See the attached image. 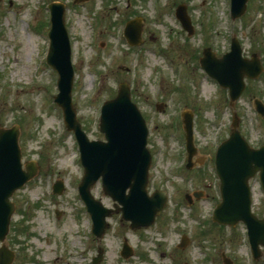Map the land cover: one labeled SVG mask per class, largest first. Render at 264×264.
<instances>
[{
  "label": "rangeland",
  "instance_id": "obj_1",
  "mask_svg": "<svg viewBox=\"0 0 264 264\" xmlns=\"http://www.w3.org/2000/svg\"><path fill=\"white\" fill-rule=\"evenodd\" d=\"M51 2L65 6V27L74 70L72 104L90 140H102L99 115L121 83L132 90V101L149 128L148 149L153 190H165L168 202L153 226L131 231L119 216L98 241L79 200L77 184L83 171L76 142L53 103L58 75L45 61ZM185 5L193 25L188 36L175 18ZM229 0H0V128L17 125L22 163L36 162L38 175L13 194L15 213L4 241L15 254L12 264H91L98 248L101 264H264L251 258L246 228H221L211 223L219 203L214 171L218 145L228 138L232 112L239 131L255 149L264 145V118L254 107L264 105V71L246 88L233 110L227 92L197 67L202 50L222 56L235 37L243 57H259L264 69V0H248L246 10L230 19ZM142 18L141 45H127L122 33L128 21ZM162 109L158 110L157 106ZM193 113L195 157L205 162L185 168L181 113ZM63 185L61 195L52 187ZM252 212L264 219V194L250 181ZM204 195L192 207L185 196ZM107 207L101 188L93 191ZM59 214V216L57 215ZM189 239L178 249L182 237ZM126 239L134 251L124 260L119 252ZM1 247V244H0Z\"/></svg>",
  "mask_w": 264,
  "mask_h": 264
},
{
  "label": "water",
  "instance_id": "obj_2",
  "mask_svg": "<svg viewBox=\"0 0 264 264\" xmlns=\"http://www.w3.org/2000/svg\"><path fill=\"white\" fill-rule=\"evenodd\" d=\"M247 1L231 0L233 20L244 14ZM49 11L51 18L46 62L59 76V93L54 102L61 108L64 123L67 129L74 133L78 143L84 168L78 191L91 216L92 233L100 239L108 228L106 218L114 212L121 213L122 220L130 222L131 230L147 228L163 211L167 197L163 192H156L152 196L147 194V174L151 160L146 150L147 128L138 109L131 102L129 86L126 83L120 84L117 96L102 106L99 130L106 142H90L76 120L71 104L74 73L64 21L65 9L62 4L53 3L49 6ZM176 18L191 35L193 28L185 6L176 9ZM141 22V19H136L126 25L124 37L130 46L141 43ZM200 65L223 89L228 90L231 108L245 89L244 79L255 80L263 72L256 55L250 60L242 57V50L236 38L231 41L230 52L220 59H217L210 49L204 50ZM255 108L264 118V106L259 101L255 102ZM184 124L192 157L195 150L192 146V118L189 114H185ZM231 127L228 140L219 146L215 155L221 202L216 207L212 220L219 225L230 227L243 223L247 229L252 256L256 260L261 257L260 246L264 247V219L259 220L251 212L249 180L258 174L264 193V147L254 150L248 146L238 130L239 120L235 113ZM18 140L17 127L0 129V264H12L15 258L14 253L4 244L15 212V205L10 200L38 171L34 163H26L23 169ZM99 179L102 180L105 195L120 204L121 208L118 207L116 211L104 209L101 203L93 198L91 189ZM61 192L62 185L59 183L55 185L54 193ZM186 242L185 240L182 247ZM130 255L131 252L125 245L122 256L127 258ZM102 258L103 251L99 250L93 264H100ZM224 264L231 262L224 258Z\"/></svg>",
  "mask_w": 264,
  "mask_h": 264
},
{
  "label": "flooded vegetation",
  "instance_id": "obj_3",
  "mask_svg": "<svg viewBox=\"0 0 264 264\" xmlns=\"http://www.w3.org/2000/svg\"><path fill=\"white\" fill-rule=\"evenodd\" d=\"M194 162H195V166H196V165H199V166H200L201 163L205 162V159L202 160V161H201V160H200V161H197V160H196V161H194ZM196 162H197V163H196ZM150 178H151V177H150V175H149V185H151L150 188H151V190H153V188H152V181H151ZM195 192H197V191H195ZM200 194H203V195H204V193H203L202 191H200ZM193 198H194V197H193ZM193 198H192V200H191V204L195 203V199H193ZM101 201H102V200H101ZM111 203H112V202H111ZM114 206H115V205L112 203L111 206L108 207V208H113ZM106 207H107V206H106Z\"/></svg>",
  "mask_w": 264,
  "mask_h": 264
}]
</instances>
